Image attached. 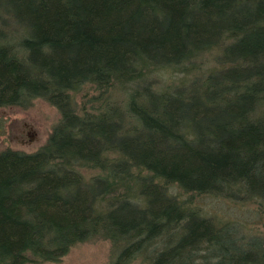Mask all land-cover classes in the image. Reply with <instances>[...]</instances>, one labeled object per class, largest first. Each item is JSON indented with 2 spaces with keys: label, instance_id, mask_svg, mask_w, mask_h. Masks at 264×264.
<instances>
[{
  "label": "trees",
  "instance_id": "obj_1",
  "mask_svg": "<svg viewBox=\"0 0 264 264\" xmlns=\"http://www.w3.org/2000/svg\"><path fill=\"white\" fill-rule=\"evenodd\" d=\"M38 98L61 117L0 151V264L98 239L110 264H264L174 192L264 209V0H0V107Z\"/></svg>",
  "mask_w": 264,
  "mask_h": 264
},
{
  "label": "rangeland",
  "instance_id": "obj_2",
  "mask_svg": "<svg viewBox=\"0 0 264 264\" xmlns=\"http://www.w3.org/2000/svg\"><path fill=\"white\" fill-rule=\"evenodd\" d=\"M60 117L57 107L42 98L35 99L28 108L0 107V151L11 148L34 152L40 149ZM174 192L178 197L190 200L204 215L218 220L217 229L212 230L209 237L214 244L211 250H226L229 247L238 251L264 250V209L258 202L208 194L189 195L178 189ZM111 256L112 243L98 239L79 243L59 262L40 264H110ZM131 264L146 262L140 257Z\"/></svg>",
  "mask_w": 264,
  "mask_h": 264
}]
</instances>
